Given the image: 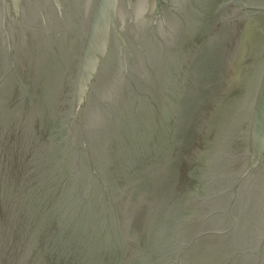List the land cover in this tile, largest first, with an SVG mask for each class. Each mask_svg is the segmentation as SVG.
<instances>
[{
    "label": "water",
    "instance_id": "obj_1",
    "mask_svg": "<svg viewBox=\"0 0 264 264\" xmlns=\"http://www.w3.org/2000/svg\"><path fill=\"white\" fill-rule=\"evenodd\" d=\"M0 264H264V0H0Z\"/></svg>",
    "mask_w": 264,
    "mask_h": 264
}]
</instances>
